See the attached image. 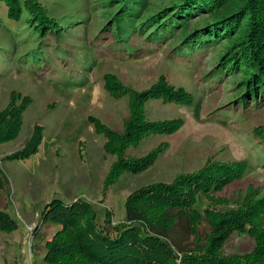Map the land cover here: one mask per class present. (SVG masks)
Wrapping results in <instances>:
<instances>
[{
	"label": "rangeland",
	"instance_id": "1",
	"mask_svg": "<svg viewBox=\"0 0 264 264\" xmlns=\"http://www.w3.org/2000/svg\"><path fill=\"white\" fill-rule=\"evenodd\" d=\"M18 1L23 5L24 0ZM35 1L49 21L33 17L25 7L18 19H11L0 0V112L11 102L24 107L17 132L0 140V210L17 223L16 229H0V264H43L45 242L60 225L46 222L38 234L33 230L44 205L54 198H83L93 205L98 222L109 212L117 223L124 219L127 197L144 185L172 182L210 162H246L239 177L197 194L193 207L202 214L197 232L203 238L211 229L205 211H233L251 193L252 199L264 196V146L254 131L264 124V95L256 103L249 98L244 107L235 106L243 97V73L211 79L217 57L228 45L225 40L200 52L173 53L181 30L194 29L208 14L193 16L174 38L152 42L146 38L151 25L131 33L120 21L118 29L128 36L117 35L114 18L124 1ZM170 1L135 0L132 23L138 25ZM161 79L192 100L182 104L153 96L143 103L144 115L150 121L180 119L181 125L130 145L125 154L131 158L159 152L145 170L125 171L108 185L119 143L103 127L122 135L131 95ZM174 235L192 239L179 228ZM254 245L247 230L233 231L222 254L242 255Z\"/></svg>",
	"mask_w": 264,
	"mask_h": 264
},
{
	"label": "trees",
	"instance_id": "2",
	"mask_svg": "<svg viewBox=\"0 0 264 264\" xmlns=\"http://www.w3.org/2000/svg\"><path fill=\"white\" fill-rule=\"evenodd\" d=\"M4 1L11 19H18L20 8L25 7L33 17L50 20L45 9L35 0H24L23 5L18 0ZM119 1L125 4L114 18L117 23L121 21L131 33H141L146 25H151L152 31L146 38L152 42L174 38L175 32L185 27L193 16L208 14L194 29L181 30L173 53L188 55V52H200L202 47L225 40L228 45L217 57V67L211 72L215 73L211 79L221 73H243V80L239 83L243 97L236 98L239 101L235 106L242 104L244 107L249 98L256 103L264 95V0H171L141 19L138 25L132 23L137 15V2ZM119 26L116 33L123 39L128 33L119 30ZM160 95L182 104L192 100L188 92L161 79L150 89L131 95L130 115L122 135L117 136L103 127L119 143L118 157L112 166L108 185L125 171L138 173L145 170L159 152L154 150L140 158H131L125 154L130 145H136L151 132L172 133L180 127V119L150 121L145 117L143 103ZM23 109V106L11 102L0 112V140L17 132ZM4 131L6 136H3ZM254 131L264 146V124ZM12 155L16 157L19 153ZM245 168L244 161L231 164L210 162L196 172L179 175L172 182L144 185L127 197L124 219L117 223L112 222L109 212H105L102 222H98L93 205L83 198L76 197L70 202L54 198L44 205L40 222L33 230L38 234L41 224L46 222L60 225L45 242L43 264H264V196L252 199L251 193L233 211H213L212 214L205 211L211 229L203 238L197 232L202 217L193 207L197 194L232 181ZM16 228L14 219L0 210V229ZM176 228L181 235L192 239L188 242L176 238ZM244 230L254 238L253 250L242 255L223 256V245L230 234Z\"/></svg>",
	"mask_w": 264,
	"mask_h": 264
}]
</instances>
